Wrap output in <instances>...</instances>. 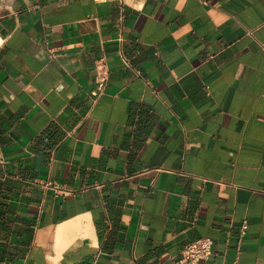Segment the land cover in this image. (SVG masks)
Masks as SVG:
<instances>
[{
    "label": "crops",
    "instance_id": "crops-1",
    "mask_svg": "<svg viewBox=\"0 0 264 264\" xmlns=\"http://www.w3.org/2000/svg\"><path fill=\"white\" fill-rule=\"evenodd\" d=\"M0 41V264H264V0H0Z\"/></svg>",
    "mask_w": 264,
    "mask_h": 264
},
{
    "label": "built area",
    "instance_id": "built-area-1",
    "mask_svg": "<svg viewBox=\"0 0 264 264\" xmlns=\"http://www.w3.org/2000/svg\"><path fill=\"white\" fill-rule=\"evenodd\" d=\"M120 57L124 64H128L129 60L126 56L120 54ZM109 76L110 66L107 60L105 58L98 59L95 64V86L91 91V96L94 100H98L105 93ZM247 228L248 223L245 221L241 228L242 235L246 233ZM213 243L210 237L200 236L183 248L179 259L174 264H200L212 254ZM230 264H240L239 257L234 258Z\"/></svg>",
    "mask_w": 264,
    "mask_h": 264
},
{
    "label": "clouds",
    "instance_id": "clouds-1",
    "mask_svg": "<svg viewBox=\"0 0 264 264\" xmlns=\"http://www.w3.org/2000/svg\"><path fill=\"white\" fill-rule=\"evenodd\" d=\"M0 43H2V41H0Z\"/></svg>",
    "mask_w": 264,
    "mask_h": 264
}]
</instances>
